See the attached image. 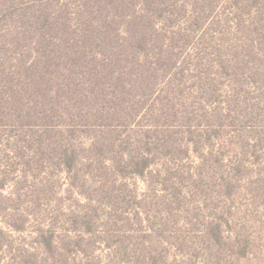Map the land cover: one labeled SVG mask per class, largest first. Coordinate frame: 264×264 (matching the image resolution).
<instances>
[{"label":"rangeland","instance_id":"obj_1","mask_svg":"<svg viewBox=\"0 0 264 264\" xmlns=\"http://www.w3.org/2000/svg\"><path fill=\"white\" fill-rule=\"evenodd\" d=\"M176 2L130 127L0 123V264H264V0Z\"/></svg>","mask_w":264,"mask_h":264},{"label":"trees","instance_id":"obj_2","mask_svg":"<svg viewBox=\"0 0 264 264\" xmlns=\"http://www.w3.org/2000/svg\"><path fill=\"white\" fill-rule=\"evenodd\" d=\"M169 1L0 0V123L48 135L130 127L168 64Z\"/></svg>","mask_w":264,"mask_h":264}]
</instances>
